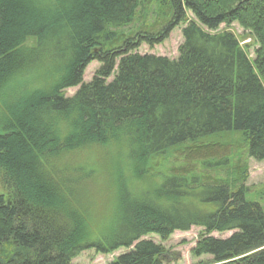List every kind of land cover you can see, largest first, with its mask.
<instances>
[{"label":"trees","instance_id":"1","mask_svg":"<svg viewBox=\"0 0 264 264\" xmlns=\"http://www.w3.org/2000/svg\"><path fill=\"white\" fill-rule=\"evenodd\" d=\"M178 26L177 59L134 53ZM249 159L264 161V0H0V264H168L144 238L192 227L198 264H264Z\"/></svg>","mask_w":264,"mask_h":264},{"label":"rangeland","instance_id":"2","mask_svg":"<svg viewBox=\"0 0 264 264\" xmlns=\"http://www.w3.org/2000/svg\"><path fill=\"white\" fill-rule=\"evenodd\" d=\"M181 28L182 26H178L173 29L168 38L159 45H154L153 47H149L145 44L139 46L134 53H138L140 55H154L157 57H166L169 60H175L178 57V47L182 43L181 37ZM221 25L219 27V31L228 30L235 34V36L241 41V45L250 43V39L240 37H244L245 33L237 27L236 24H232L229 28ZM255 47L251 46L248 50L249 58L253 59V51ZM100 65L96 62L90 63L84 71L82 81L83 83H88L91 81L94 73L98 70ZM112 77L107 79V82H110ZM77 88L67 89L64 91L65 97H71L77 91ZM104 161V160H103ZM245 186L249 187L251 190L252 198L256 202L263 206L264 201V161L255 162L252 159L248 160V179L245 183ZM0 192H3L0 184ZM5 195L4 193H2ZM261 195V197H258ZM200 228L192 227L187 232H174L167 241L161 242L156 236H147L144 239L151 240L156 244H161L165 250H167L171 254L177 255V260L175 262H171L168 264H198L201 262H206L210 259L209 256H202L200 258H193L190 254V251L194 248L197 238L201 233ZM230 234H217L212 233L211 236L215 238H227ZM128 250H118L110 255H98L94 251L89 250L82 252L78 257H76L72 264H109L115 257L119 256L127 252Z\"/></svg>","mask_w":264,"mask_h":264}]
</instances>
